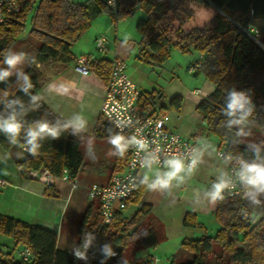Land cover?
I'll use <instances>...</instances> for the list:
<instances>
[{"label": "trees", "instance_id": "trees-1", "mask_svg": "<svg viewBox=\"0 0 264 264\" xmlns=\"http://www.w3.org/2000/svg\"><path fill=\"white\" fill-rule=\"evenodd\" d=\"M18 1L19 13L0 26V53L13 47L25 32L27 17L33 12L29 34L39 47L35 51V63L30 64L26 72L35 86L30 90L32 94L39 95L44 85L41 66L71 62L70 49L90 28L93 10L110 13L118 22L133 14L134 8L140 9L146 13L147 19L137 25L139 57L146 64L157 66L168 57L171 48L179 49L183 54L197 53L193 63L197 68L193 75H202L215 88L196 108L202 117L203 129L221 145L226 143L228 152H233L240 160L251 162L256 157L257 147L259 156L264 158V50L257 44H264V0H118L116 14L99 0ZM196 7L213 8L215 15L207 24L184 30L182 25L193 19ZM175 23L179 25L175 27ZM2 61L3 55L0 54ZM0 68H3L2 63ZM111 68L112 60L109 59L94 60L88 64L89 71L105 85ZM23 83L22 78L14 75L0 82V113L7 118L15 112L17 121L23 126L16 145L0 131V146L14 155L15 164L22 171L46 170L60 177L66 169L71 177L76 178L83 165V156L71 128L62 131L57 139L46 137L40 141L42 146L37 155L23 150L27 130L38 122H67L54 114L41 98L33 103L30 95L22 90ZM233 89L248 92L257 106L258 117L250 124L251 135L237 137V126L229 128L228 117L222 112L226 107L224 98L227 90ZM5 92L8 95H4ZM161 98V92L156 90L141 94L142 109L150 116L156 115L157 100ZM17 100L19 103L12 104ZM182 101L179 96L173 98L168 109L179 112ZM9 104L12 106L8 107ZM95 134L102 138L114 132L107 123L100 121L95 127ZM145 189L146 183L138 180L127 207L139 206ZM51 195L56 197L53 193ZM257 198L261 202L258 206L253 205L245 195L229 198L224 193V199L217 202L214 213L220 225L216 234L182 242L181 248L192 254V260L186 264H212L210 256L215 246L221 257L227 259L226 264H264V194ZM149 213L150 208L143 205L131 218H125L123 212H119L111 225H103L97 213L94 217L91 210H87L75 247L81 248L85 232L91 234V244L86 251L87 261L75 259L72 251L59 250L55 231L0 215V233L15 243L12 252L0 249V264H101V261L123 264L122 258L129 248L138 246L144 249L158 245L156 224H142L145 219L151 221L147 219ZM245 213H248L247 217ZM183 225L188 228L200 226L191 213L186 214ZM97 240L104 244L99 255H95L93 250ZM105 246H110L116 255L108 256ZM24 247L30 248L33 253L29 263L23 262L18 255V250ZM125 264L132 263L125 261Z\"/></svg>", "mask_w": 264, "mask_h": 264}, {"label": "crops", "instance_id": "crops-1", "mask_svg": "<svg viewBox=\"0 0 264 264\" xmlns=\"http://www.w3.org/2000/svg\"><path fill=\"white\" fill-rule=\"evenodd\" d=\"M193 10L194 20V17H198L203 13L205 8L196 7ZM138 11L141 12L139 13ZM134 13L139 16V20L135 25V30L138 33L137 25L140 21H145L147 15L140 9L135 10ZM98 15L100 13H97ZM129 20V18H126L122 23L114 25V27L111 22L105 21L107 24L99 29L100 31H93L89 35L84 34L70 49V63L66 65L52 63L40 67V70L43 71L42 79L44 80V85L39 95H42L41 99L48 108L67 122L75 113H81L88 121L86 132L73 133L80 143V150L83 156V165L76 177L79 187L71 191L68 184L56 181L49 191L42 182L31 178L28 172L20 170L15 164L14 155L4 151L0 146V179L6 182V186L2 187L0 192V215L55 231V229L47 227L51 224V213L55 208H61L62 213L68 201H71L75 195L82 197L81 194H86L88 201H92L88 196L89 186L92 184H107L111 177L121 170L124 158L108 143L110 135L100 138L95 134L97 123L102 121L100 118V106L105 94V84L92 72L86 75L76 72L75 62L80 57H86L89 64L94 60H113L117 55L127 64L134 57L137 64L132 66L134 70L128 75L129 78L136 84L141 94L154 90L158 91L154 87L156 86L155 84H151V91L144 89L147 87L146 81L148 77L141 71V65L145 62L139 57L137 43L140 37L135 40L126 28L121 30V25L122 27L127 25ZM113 28L115 30L112 32ZM102 36L108 41L107 50L104 53L98 51V41ZM22 45L24 44L20 46ZM21 51H25L24 46H22ZM35 51L28 54L25 63L19 65L20 69L18 68V70H23L24 73L28 71L30 67L29 60L34 57ZM195 54L197 57V53ZM18 78L20 77L18 76ZM195 90H200L201 93L195 96L193 94ZM214 90V86L205 80L200 89L189 90L188 85L177 83L172 87L170 86L165 93L160 91L162 98L157 100L156 114L168 115L167 128L170 131L190 138L197 145L203 147H199L197 152L198 167L187 180H183L180 183L182 185L181 188L185 189L179 190L175 187V184H178L175 180L172 181L168 188H147V185L155 180L157 173L162 175L168 170L166 167L164 169L147 167L138 175V180L146 183V189L141 204L139 206H130H134L136 211L143 205L150 208L147 219L151 220V223L156 224L155 230L158 244L173 242L175 246L180 245L181 247L185 239H198L204 235L214 236L215 232L220 229V225L214 216L217 202L210 201L206 193L211 191L212 184L217 182L222 173H227L223 177L225 180L227 179L228 166L216 157L215 153L221 144L217 139L207 135L203 129L202 117L196 111L200 101L211 95ZM178 96L183 100L180 111L169 110L168 106L171 100ZM89 148L92 150L88 151ZM154 173L155 175L153 176ZM192 185L194 186L191 187ZM201 185L205 189L197 187ZM51 193L55 194L56 197H53ZM60 202L62 203L61 207L56 204ZM96 206V213L98 214L97 203ZM84 208L85 210L90 209L92 213L95 209L93 203L85 205ZM187 213L196 216L197 222L200 224L199 227L188 228L183 225ZM124 217L129 219L125 215ZM179 251L177 249L176 255L172 256V259L167 257L169 264L175 261Z\"/></svg>", "mask_w": 264, "mask_h": 264}, {"label": "built area", "instance_id": "built-area-1", "mask_svg": "<svg viewBox=\"0 0 264 264\" xmlns=\"http://www.w3.org/2000/svg\"><path fill=\"white\" fill-rule=\"evenodd\" d=\"M99 1L114 14L117 13L118 0H111V3L110 0ZM19 10L18 0H0V26L11 16L18 14ZM107 44V39L102 36L98 41V51L104 53L107 50ZM196 68L197 66L192 64L189 72L194 73ZM126 69L125 62L116 55L112 60L111 72L105 85V94L100 106V118L112 128L114 134L120 133L125 137L136 135L145 139L148 142V147L146 150L140 151L135 146H130L123 155L124 164L121 170L114 174L107 184H92L89 186L88 196L98 204V216L102 220L103 225H111L115 214L123 212L127 208V202L132 198L136 190L138 175L143 169L147 168L145 164L151 158L155 157L150 167L159 169H164L165 160L173 155L183 159L187 165L193 158L198 160V149L203 147L197 145L190 138L170 131L167 128L168 115L156 114L150 116L146 110L142 109L140 104L141 92L129 78ZM75 71L82 75L90 72L86 57H80L76 60ZM200 93V90L193 91L195 96ZM247 94L252 98L248 92ZM253 104L256 106L254 100ZM257 117L258 110L256 106L254 115L250 119L255 120ZM117 120L124 121L126 126L119 127L116 123ZM23 150L25 149L23 148ZM215 155L228 166L226 181L229 182L230 186L224 193L229 198H242L247 189L237 179L235 174L239 168L238 161L240 158L233 152H228L226 143L220 146ZM29 175L31 178L42 182L48 189L56 181L68 184L71 191L79 187L76 178L71 177L66 169L63 170L60 177H56L46 170L30 172ZM5 186L6 182L0 179V188ZM244 216L247 217L248 213H245ZM18 255L26 263L31 262L33 259L32 250L28 247L20 248ZM157 262V258L152 259V263L156 264Z\"/></svg>", "mask_w": 264, "mask_h": 264}, {"label": "clouds", "instance_id": "clouds-1", "mask_svg": "<svg viewBox=\"0 0 264 264\" xmlns=\"http://www.w3.org/2000/svg\"><path fill=\"white\" fill-rule=\"evenodd\" d=\"M205 11L207 12L206 19L208 21L210 19V10L205 9ZM0 54L3 55V61L0 63L7 66L0 68V82L6 81L14 73L18 74L24 82L22 90L24 93L30 95L33 103H36L42 95L32 94L30 90L34 89L35 86L32 83L31 76L24 73L23 70H18V66L25 63L28 54L23 51L17 52L11 49H6ZM29 63L31 65L34 64L35 58H31ZM227 92L228 94L224 98L226 107L222 109V112L228 117V127L237 126L235 133L237 137L251 135L250 124L252 123V119L250 118L253 117L256 107L253 104L252 98L245 91H236L233 89L231 91L227 90ZM4 95H8V93L5 92ZM17 103H19L18 100L12 101V104ZM12 104H9L8 107H11ZM116 123L119 127L126 126L125 122L121 120H117ZM22 127V124L16 119L15 112L10 114L7 118H4L3 113H0V131L11 140L12 144H18V138L20 137ZM69 128L72 129L74 134L86 132L88 129V121L81 113H75L68 122L63 124L59 121L55 124L38 122L34 127L27 130V136L23 146L30 154L37 155L42 146L40 141L46 137L57 139L60 137L62 131H66ZM246 129H248V131H246ZM109 131H111V129H109ZM108 143L113 146L121 157H123L130 146H135L137 150L140 151H144L148 147V142L145 139L136 135L125 137L120 133L110 135L108 137ZM91 150V148L88 149V151ZM154 159L155 157L151 158L145 166L150 167ZM198 163L199 161L193 158L190 163L186 165L183 159L173 155L164 162L168 170L162 175L157 173L155 180L148 184L147 188H168L174 180L181 183L184 180L183 173H185V171L193 172L198 166ZM238 163L239 168L236 170L235 174L237 179L246 186L247 191L245 192V198L249 199L253 205L258 206L261 202L257 197L260 194H264V158L259 156V147H257L256 157L251 162L241 159ZM226 175L227 173H222L217 182L212 184L211 191L206 193L210 201L218 202L224 199V192L230 186L229 182L223 178ZM84 235L86 238L81 248L74 247L72 252L75 259L87 261L88 257L86 251L91 244L92 237L88 232H85ZM105 251L108 253V256L116 255L110 246H105ZM101 264H105V261H101ZM123 264H125L124 260Z\"/></svg>", "mask_w": 264, "mask_h": 264}, {"label": "rangeland", "instance_id": "rangeland-1", "mask_svg": "<svg viewBox=\"0 0 264 264\" xmlns=\"http://www.w3.org/2000/svg\"><path fill=\"white\" fill-rule=\"evenodd\" d=\"M79 2H84L86 0H78ZM210 10V19L207 21V12L204 11L201 13L198 17H194V20L186 21L182 27L184 30H188L193 26H202L204 24H207L215 15V9L209 8ZM139 13L141 11H138ZM92 25L85 33L86 35L91 34L93 31L97 32L100 31L102 27H104L107 23L111 22L113 25H118L122 23L124 19H120L118 22L114 21L110 13L104 12L100 13V15L97 16V12L95 10L92 11ZM34 13L31 12L26 21L25 25V32L20 36V38L17 40L15 45L12 47L11 50L20 52L22 46H24L25 51H27V54H30L34 52L38 47L39 43L29 34L31 27H32V19H33ZM101 17V19H100ZM126 18H129V22L127 25L123 26L121 25V30L126 28V30L130 31L131 36L133 39L138 40L139 35L135 30L136 22L139 20V16L135 13L133 15H130ZM125 18V19H126ZM171 18V16H170ZM173 18V17H172ZM171 18V19H172ZM106 21V22H105ZM179 24L175 23L174 26L177 27ZM120 27V26H119ZM115 29H112V32ZM21 44H24L20 46ZM24 51V52H25ZM196 54L195 52H191L189 54H183L179 51V49L171 48L169 51L168 57L162 61L161 63L157 64V66H151L146 63H143L141 65L142 72L148 77V80L146 81L147 87L146 91H151V84H155L156 89L158 91H161L162 93H165L168 91V88L171 86H174L177 83L188 85L189 90L193 89H200L202 84L205 82V79L202 75L194 76V73L189 72L190 66L195 62ZM126 64V63H125ZM134 64H137L135 61V58H131L130 62H127L126 64V71L129 75L131 71L134 70V67H132ZM3 67H7L6 65H3ZM19 68V67H18ZM129 68V69H128ZM20 69V68H19ZM42 73L43 71L40 70ZM14 76L18 77V74L14 73ZM1 152V149H0ZM1 154V153H0ZM192 172L183 173L184 180H187L191 176ZM155 173L153 174V176ZM195 187L196 184L194 183ZM192 185L191 187H193ZM181 184H175V187H177L179 190L185 189L181 188ZM201 189H205L203 185L197 186ZM187 189V188H186ZM1 192V188H0ZM82 197H79V195H75L71 201H68L66 204V207L64 211L61 213V208H55L53 212L51 213V224H49L47 227L50 229H55V232L57 233V248L59 250H67L72 251L74 247H76L78 243V231L79 228L84 220V216L87 212V209L85 210L84 206L87 204H92L95 208L93 211V215L95 217L96 215V203L93 201H88L86 194H81ZM88 201V202H87ZM57 206H62V203H56ZM136 208L134 206H130L126 211H124V215L126 217L131 218L135 214ZM50 215V214H49ZM150 221L144 220V223H142L144 226H149ZM208 225V224H207ZM192 232V231H189ZM197 233V231H195ZM216 233V232H215ZM214 233V234H215ZM213 234V235H214ZM212 235V234H211ZM201 237V236H199ZM104 244L101 240H97L94 245V252L95 255L100 254V250ZM0 249L7 252H12L15 250V243L12 239H10L7 236H4L0 233ZM179 251V255L175 257L174 264H186L189 261L192 260V254L184 251L181 249L180 245H176L172 243H164L158 244L156 247H150V248H144L141 249L138 246H133L128 249V251L125 253L123 260L132 263V264H146V263H152V259L157 258L158 262L156 264H166L169 261L167 260V257L172 259L171 257L176 255V251ZM160 259V260H159ZM166 262H164V261ZM226 258L221 257L220 251L217 246L214 248V253L212 256H210V261L212 264H226Z\"/></svg>", "mask_w": 264, "mask_h": 264}, {"label": "water", "instance_id": "water-1", "mask_svg": "<svg viewBox=\"0 0 264 264\" xmlns=\"http://www.w3.org/2000/svg\"><path fill=\"white\" fill-rule=\"evenodd\" d=\"M257 44L260 46V48H261L262 50H264V44H261V43H259V42H257Z\"/></svg>", "mask_w": 264, "mask_h": 264}]
</instances>
